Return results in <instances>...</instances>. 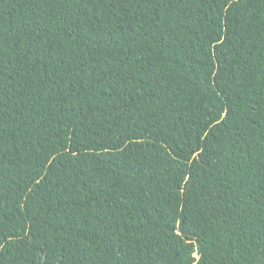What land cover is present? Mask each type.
Returning a JSON list of instances; mask_svg holds the SVG:
<instances>
[{
  "label": "trees",
  "instance_id": "trees-1",
  "mask_svg": "<svg viewBox=\"0 0 264 264\" xmlns=\"http://www.w3.org/2000/svg\"><path fill=\"white\" fill-rule=\"evenodd\" d=\"M0 264H264V0H0Z\"/></svg>",
  "mask_w": 264,
  "mask_h": 264
}]
</instances>
